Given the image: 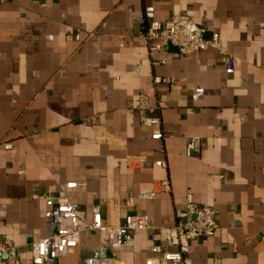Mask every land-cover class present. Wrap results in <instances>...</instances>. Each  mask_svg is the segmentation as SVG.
<instances>
[{
	"label": "crops",
	"instance_id": "1",
	"mask_svg": "<svg viewBox=\"0 0 264 264\" xmlns=\"http://www.w3.org/2000/svg\"><path fill=\"white\" fill-rule=\"evenodd\" d=\"M177 15L219 36L231 75L212 49L149 53L138 34ZM141 93L160 140L139 124ZM189 140L197 144L188 157ZM62 194L88 223L100 207L113 223L145 215L149 229L115 252L83 233L50 264L112 255L145 264L153 246H168L187 195L213 208L218 225L191 244L192 264H264V0H4L0 238L20 264L38 263L31 244L54 233L50 212Z\"/></svg>",
	"mask_w": 264,
	"mask_h": 264
},
{
	"label": "built area",
	"instance_id": "2",
	"mask_svg": "<svg viewBox=\"0 0 264 264\" xmlns=\"http://www.w3.org/2000/svg\"><path fill=\"white\" fill-rule=\"evenodd\" d=\"M2 3L4 0H0V4ZM136 23L141 24V20L137 19ZM204 34L205 31L189 17L177 15L163 24H149L138 34V39L150 54L160 52L167 46L175 48L181 57L192 56L207 49L215 50L221 57L225 73L231 75L235 61L222 50L219 36L212 34L209 38H205ZM159 82V79L154 80L156 84ZM137 108L143 113L139 124L155 130L152 135L153 140L162 139L161 122L144 93L138 97ZM196 144V140L187 142L186 156H191L196 149ZM156 165L166 168L165 162H158ZM76 186L74 183L66 184L65 190L74 189ZM155 195V192L140 194L138 199L152 200ZM124 205L132 209L134 200L127 199ZM50 215L55 228L54 233L45 240L31 244L32 258L38 262L37 264H50L48 262L68 255L78 247L83 233H96L101 240V247L115 252L131 243L134 233L149 229L148 218L145 215L129 214L120 223H113L109 216L102 214L100 207L92 210L91 221L88 223L63 194L52 208ZM217 231L216 211L211 207L196 204L194 198L187 195L184 215L168 230V246H153L151 252L155 258L147 259L145 264H192L189 256L191 244L210 238ZM0 264H20L14 245L2 238H0ZM90 264L122 263L112 255L111 257H93Z\"/></svg>",
	"mask_w": 264,
	"mask_h": 264
}]
</instances>
